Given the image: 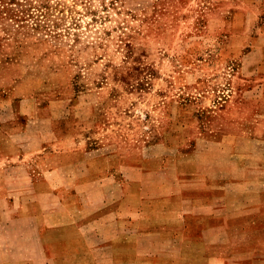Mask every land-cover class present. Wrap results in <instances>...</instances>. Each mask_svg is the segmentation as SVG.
<instances>
[{
	"label": "rangeland",
	"instance_id": "374dc122",
	"mask_svg": "<svg viewBox=\"0 0 264 264\" xmlns=\"http://www.w3.org/2000/svg\"><path fill=\"white\" fill-rule=\"evenodd\" d=\"M190 150L230 171L234 208L264 209V0H0V264L65 237L51 215L72 209L87 152L107 154L97 170ZM244 223L238 259L264 230Z\"/></svg>",
	"mask_w": 264,
	"mask_h": 264
},
{
	"label": "crops",
	"instance_id": "0c3cea01",
	"mask_svg": "<svg viewBox=\"0 0 264 264\" xmlns=\"http://www.w3.org/2000/svg\"><path fill=\"white\" fill-rule=\"evenodd\" d=\"M241 137L244 145L248 138ZM102 155L87 152L81 190L71 194L72 209L51 215L55 224L50 231L66 235L44 247L48 258L37 264H264L260 227V248L239 251V259L232 256L236 251L230 237L251 232L248 223L233 231L232 221L250 216L263 220L264 209L249 213L234 208V180L226 166L223 170L215 162L206 165L190 150L173 158L159 156L158 167H149L146 154L141 164L119 160L93 170L90 160ZM258 168L264 172V163ZM258 185L264 192V178ZM237 202L254 201L244 196Z\"/></svg>",
	"mask_w": 264,
	"mask_h": 264
}]
</instances>
